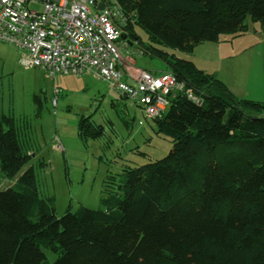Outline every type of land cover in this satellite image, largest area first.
<instances>
[{
    "label": "trees",
    "instance_id": "obj_1",
    "mask_svg": "<svg viewBox=\"0 0 264 264\" xmlns=\"http://www.w3.org/2000/svg\"><path fill=\"white\" fill-rule=\"evenodd\" d=\"M118 1L128 40L163 57L200 103L178 95L153 119L173 149L108 177L109 208L61 217L39 191L29 126L0 108V173L17 186L0 189V264H264V103L234 97L214 75L156 47L192 52L244 34L248 18L264 28V0Z\"/></svg>",
    "mask_w": 264,
    "mask_h": 264
},
{
    "label": "rangeland",
    "instance_id": "obj_2",
    "mask_svg": "<svg viewBox=\"0 0 264 264\" xmlns=\"http://www.w3.org/2000/svg\"><path fill=\"white\" fill-rule=\"evenodd\" d=\"M246 23L244 34H224L218 42H203L192 52L156 47L214 75L234 97L264 103V28L249 18ZM136 33L149 43L142 28L137 27ZM131 39L132 46L125 41L121 46L125 66L123 59L128 57L138 69L156 74L168 70L163 57L144 51ZM21 58L20 51L0 41V108L29 126L37 185L48 210L58 217L68 210L79 214L83 207L109 208L112 202L104 191L108 177L118 181L126 166L148 164L173 149L140 106L94 75L53 80L39 68H26ZM83 118L87 125L82 133L78 123ZM96 131L100 133L92 136ZM13 186L17 187L16 180L0 173V189ZM45 254L55 262L54 253L45 250Z\"/></svg>",
    "mask_w": 264,
    "mask_h": 264
},
{
    "label": "built area",
    "instance_id": "obj_3",
    "mask_svg": "<svg viewBox=\"0 0 264 264\" xmlns=\"http://www.w3.org/2000/svg\"><path fill=\"white\" fill-rule=\"evenodd\" d=\"M125 21L118 0H0V41L22 53L26 68H39L53 80L90 73L152 119L161 117L178 95L200 103L170 72L130 73L121 55Z\"/></svg>",
    "mask_w": 264,
    "mask_h": 264
},
{
    "label": "crops",
    "instance_id": "obj_4",
    "mask_svg": "<svg viewBox=\"0 0 264 264\" xmlns=\"http://www.w3.org/2000/svg\"><path fill=\"white\" fill-rule=\"evenodd\" d=\"M121 46H122V44H121ZM123 60L126 63L127 68H129L130 73H135V69H138V68H135L134 66H132L133 62L130 61L131 59H129L128 57H125Z\"/></svg>",
    "mask_w": 264,
    "mask_h": 264
},
{
    "label": "water",
    "instance_id": "obj_5",
    "mask_svg": "<svg viewBox=\"0 0 264 264\" xmlns=\"http://www.w3.org/2000/svg\"><path fill=\"white\" fill-rule=\"evenodd\" d=\"M102 8H103V7L100 6V9H102ZM122 40H123V41H128V42L130 43L131 46L133 45V42L131 43V41L128 40V37H127V35H126L125 33L122 35Z\"/></svg>",
    "mask_w": 264,
    "mask_h": 264
}]
</instances>
